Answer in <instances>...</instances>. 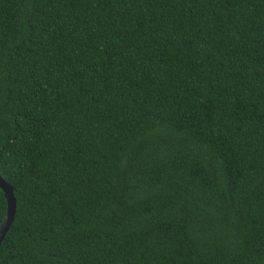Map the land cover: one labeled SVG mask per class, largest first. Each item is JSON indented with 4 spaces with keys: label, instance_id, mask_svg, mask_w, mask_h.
Masks as SVG:
<instances>
[{
    "label": "trees",
    "instance_id": "16d2710c",
    "mask_svg": "<svg viewBox=\"0 0 264 264\" xmlns=\"http://www.w3.org/2000/svg\"><path fill=\"white\" fill-rule=\"evenodd\" d=\"M0 176V264H264V0H0Z\"/></svg>",
    "mask_w": 264,
    "mask_h": 264
},
{
    "label": "water",
    "instance_id": "95a60500",
    "mask_svg": "<svg viewBox=\"0 0 264 264\" xmlns=\"http://www.w3.org/2000/svg\"><path fill=\"white\" fill-rule=\"evenodd\" d=\"M0 190L6 200V214L0 226V246L10 230L16 213V199L13 187L0 176Z\"/></svg>",
    "mask_w": 264,
    "mask_h": 264
}]
</instances>
